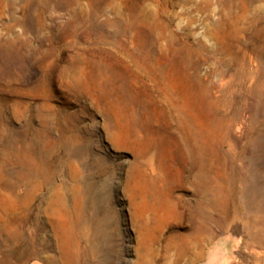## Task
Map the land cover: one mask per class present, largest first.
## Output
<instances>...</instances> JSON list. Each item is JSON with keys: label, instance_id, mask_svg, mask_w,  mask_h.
I'll return each instance as SVG.
<instances>
[{"label": "rangeland", "instance_id": "374dc122", "mask_svg": "<svg viewBox=\"0 0 264 264\" xmlns=\"http://www.w3.org/2000/svg\"><path fill=\"white\" fill-rule=\"evenodd\" d=\"M0 264H264V0H0Z\"/></svg>", "mask_w": 264, "mask_h": 264}, {"label": "bare ground", "instance_id": "6f19581e", "mask_svg": "<svg viewBox=\"0 0 264 264\" xmlns=\"http://www.w3.org/2000/svg\"><path fill=\"white\" fill-rule=\"evenodd\" d=\"M194 193H195V195L197 196V201H195V203H194V205H193V203H191V202H187V201H185V199H183V198H174V201H175V204L177 205V206H180V205H186V206H188L189 207V209H190V212H189V216H191V217H193V218H200V217H202V215H204V205H206L205 204V201H203L202 200V197H203V194H202V190H200L198 187H195L194 186ZM201 195V196H200ZM145 200V199H144ZM144 200H143V202H144ZM146 202V201H145ZM147 203H145V205H146ZM147 206V205H146ZM145 206V207H146ZM144 207V208H145ZM143 212V211H142ZM143 214V213H142ZM96 218V217H95ZM190 218V217H189ZM97 220L99 219V218H96ZM99 223V222H98ZM97 224V223H96ZM102 224V223H101ZM94 226H95V224H94ZM103 226V225H102ZM98 228V227H97ZM193 228V231H194V238H201L202 237V235L204 234V232H205V229H204V227L201 225V226H195V227H192ZM95 229V228H94ZM93 229V230H94ZM102 230V229H101ZM99 231V230H98ZM103 231V230H102ZM95 233V232H94ZM98 235V234H97ZM92 237H93V233H92V235H91ZM96 237V236H95ZM97 238V237H96ZM100 239V238H99ZM91 240V239H90ZM98 241H100V240H95V243L94 244H97L96 242H98ZM93 245V244H92ZM95 246H97V245H95ZM95 246H93V247H95Z\"/></svg>", "mask_w": 264, "mask_h": 264}]
</instances>
